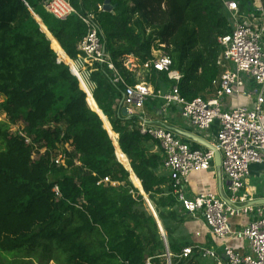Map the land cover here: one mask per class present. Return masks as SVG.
I'll return each mask as SVG.
<instances>
[{
	"label": "trees",
	"instance_id": "trees-1",
	"mask_svg": "<svg viewBox=\"0 0 264 264\" xmlns=\"http://www.w3.org/2000/svg\"><path fill=\"white\" fill-rule=\"evenodd\" d=\"M45 1L0 0V254H40L56 264H146L149 258L166 264V244L131 170L166 232L172 264H200L197 254L179 258L193 245L174 240L167 219L185 222L189 215L179 212L171 179L160 174L163 152L152 154L147 144L153 140L140 134L139 119L123 114L125 87L113 82L107 67L94 65L100 115L90 108L67 65L83 56L78 45L86 26L77 15L57 20L43 8ZM70 1L78 13L98 16L106 51L128 85L172 87L166 71L144 68L163 45L172 69L183 76L184 99L215 95L222 75L218 39L233 32L223 0H111V12L99 11L105 0ZM235 1L242 12L253 10L252 0ZM128 56L137 67L125 65ZM108 131L119 135L127 170ZM59 157L63 165L55 164Z\"/></svg>",
	"mask_w": 264,
	"mask_h": 264
},
{
	"label": "built area",
	"instance_id": "built-area-1",
	"mask_svg": "<svg viewBox=\"0 0 264 264\" xmlns=\"http://www.w3.org/2000/svg\"><path fill=\"white\" fill-rule=\"evenodd\" d=\"M223 2L230 15L233 32L218 39L222 48L218 60L222 75L214 83L216 92L213 97L207 100L197 98L191 102L180 94L179 83L183 76L172 69V60L163 45L160 50H153V59L144 68L166 71L172 87L155 91L145 82L131 86L121 77L106 51L98 16L94 12L78 13L70 0H47L43 8L60 21L77 15L86 26L87 33L78 45L83 56L72 60L74 68L67 65L87 96V89L93 95L96 88L91 74L97 64L107 67L113 73V82L125 87L121 105L130 116L134 111L143 110L150 100H160L165 107H177L182 117L200 133H209L217 123L216 138L211 143L221 154L220 170L228 180L227 193L219 196L204 192L194 197L188 196L189 176L193 172L211 170L215 161L214 151L200 145V149H193L189 142L165 126L149 125L145 121L138 123L142 136L158 142L163 152L161 170L171 179L174 195L184 213L203 219L216 239L248 242V252L235 250L227 242L221 245V252L193 245L183 249L179 258L197 254L203 259H212L215 264H264V204L251 205L258 199L248 187L251 165L264 166V7L260 5L252 11L242 12L237 1ZM99 11H104V6H100ZM133 61L137 62L133 56H128L125 65L130 69ZM248 84L251 89H248ZM226 99L236 104L227 105ZM116 135L119 144V135ZM113 144L116 150L114 140ZM55 164L63 165L62 157L55 160ZM105 182L110 183V179ZM53 191L57 198L62 197L58 186ZM243 216L247 217V224L239 221L236 225L241 227L238 229L233 221ZM165 258L167 264H172L173 255L169 256L168 251ZM152 260L147 259L146 264H154Z\"/></svg>",
	"mask_w": 264,
	"mask_h": 264
},
{
	"label": "crops",
	"instance_id": "crops-1",
	"mask_svg": "<svg viewBox=\"0 0 264 264\" xmlns=\"http://www.w3.org/2000/svg\"><path fill=\"white\" fill-rule=\"evenodd\" d=\"M252 7L253 6H251V8ZM52 44L55 46V44L53 42H52ZM68 59L71 60L67 55H65L64 60L68 61ZM65 61H61V62L66 63ZM136 63H134V61H133V65L131 67L132 69L134 68V64L136 65ZM70 64L73 66V62H70ZM135 67H137V65ZM247 87H248V89H251L250 88L251 86H249V84L247 85ZM87 92L89 93L88 104H89L90 108L93 109V111H97L100 113L99 108H98V106L94 100L93 95L89 91H87ZM232 103H233V106L236 104V102L231 100V99L225 100V104H227V105L228 104L232 105ZM132 115L135 116L136 118H138L139 122L145 121L149 125L167 127L169 130L174 132L176 134V136H178L179 138H181L182 140H184L186 142H189L192 145V147H193V144H196V143H194L190 139L180 135L178 133V131H182V132H186V133H190V134L200 136L209 142H213L214 139L216 138L217 123L214 125V128L209 133H200L196 129H194L184 117H182V115L180 114V111L177 107H174V106L169 107V108L165 107L164 102L160 101V100H150L146 104V106L143 110L134 111V113ZM104 119H105V117H104ZM107 123H108L109 129L111 130L112 128H111L108 121H107ZM113 138H114L115 143L117 144L118 143L117 136L113 135ZM118 147L120 149H118L116 151L117 152L116 157H117L118 161L125 167V165H127V162L129 161L128 157L122 153L123 151H122L119 144H118ZM147 147L152 154L154 153V154L162 155V151H161V148H160L158 143L150 141V142H148ZM130 167H131V165H130ZM125 169L127 170L126 167H125ZM212 169H216L215 165ZM217 171H218V175H219V188H218L217 192H212V191L209 192L208 191V193H213V194L219 195V196H223V195L225 196V194L227 193V189H228V180L222 175L220 169H217ZM129 173L131 174L130 180L132 181L134 186L137 189L142 191L143 187H142L141 181L132 174L131 170ZM202 173L203 172H193L190 174L189 186H188V196L189 197H194L196 195H199L200 193L205 192V191H203L204 184H203V178L201 176ZM160 174L167 176V173H165L162 170L160 171ZM251 176H254V177L264 176V166L257 165V164L251 165V173H250L249 181H250ZM249 181H248L249 190H251L255 193L256 199L263 200L264 194L262 196L257 195L258 191H256V189L252 188L249 185ZM192 219L196 220L199 224L198 226L201 228L200 231L196 232V237H194V241L199 242L198 244H195V245H200V246H203L206 248H214V249L218 250L219 252H221L222 246L218 245V242L213 240V238L211 237L212 235H211L208 227L206 226L204 220L201 218L200 219L192 218ZM236 224H238V221L234 223V225H236ZM187 226H188V224H187ZM240 227L241 226L236 225V228L239 229ZM166 242H167V238H166ZM167 245H168V243H167ZM239 251L248 252V245L246 244V250L245 251H243V250H239ZM170 254H172V253L170 252ZM198 261L200 264H215L212 259L198 258Z\"/></svg>",
	"mask_w": 264,
	"mask_h": 264
},
{
	"label": "rangeland",
	"instance_id": "rangeland-1",
	"mask_svg": "<svg viewBox=\"0 0 264 264\" xmlns=\"http://www.w3.org/2000/svg\"><path fill=\"white\" fill-rule=\"evenodd\" d=\"M252 2H253L252 9L256 8V6H260V5L264 6V0H252ZM245 12H249V10H245ZM42 29L44 31L43 27H42ZM135 66L136 65L134 64V67ZM3 99L4 98L2 96H0V103L3 101ZM249 106L251 109L254 108V106H252L251 103H249ZM4 118H5V116L0 113V121L4 120ZM16 130H17V128H16ZM201 176L203 178V184H204L203 191H205V192L206 191L207 192L208 191L209 192L210 191L217 192V190L219 188V175H218L217 169H211L208 171H204L201 174ZM249 185L252 188L256 189V191L259 192V193L257 192V195L262 196L264 194V176H260V177L251 176L250 181H249ZM148 200H149V197H148ZM146 207L148 208L149 212L152 214V212L150 211V208L148 207V203L146 204ZM178 210L180 212L181 207H179ZM167 211H169V210H166V212ZM180 213H182V212H180ZM192 218L193 217L188 216L186 218L185 222H178V223L171 220L170 218L167 219V225L174 232V235H173L174 240L179 241L180 243H189L192 245L199 243L198 241H194V237H196V232L200 231L201 228L198 226L199 225L198 222ZM237 221L238 222L241 221L243 225H246L248 219H247V217L243 216L242 218L234 219L233 222L235 223ZM187 224H188V226H187ZM157 226L159 228L160 235H161L162 239H163V235L166 239V236H167L166 232L164 234L163 231L161 232L159 224H157ZM211 237L213 238V240L218 242V245H223L224 243L228 242V245L235 250L245 251L246 250V244L248 245V242L245 240L222 241V240L216 239L214 236H211ZM161 253H164L162 255L161 260L166 262V258H165L166 251H163ZM16 254L17 253H15V254H8V253L0 254V264H14L17 262H18V264H26V262H23V261H29V262H27L29 264H56L53 261L47 262L46 260L41 259L40 254H36V255L30 256L28 258H24L25 254H21V255L20 254L16 255ZM168 255L170 256V251H168ZM166 264H167V262H166Z\"/></svg>",
	"mask_w": 264,
	"mask_h": 264
},
{
	"label": "water",
	"instance_id": "water-1",
	"mask_svg": "<svg viewBox=\"0 0 264 264\" xmlns=\"http://www.w3.org/2000/svg\"><path fill=\"white\" fill-rule=\"evenodd\" d=\"M103 6H104V10L105 11H107V12L113 11V6L111 5V0H105V3L103 4ZM41 27H43L46 30V31L44 30V32L48 35L49 32L47 31V29L42 24H41ZM48 37H49V35H48ZM97 113L100 115L99 112H97ZM123 114L124 115H129L128 110L124 108L123 109ZM178 133L180 135H182V136L190 139L191 141H193L197 145H200V146H202V147H204L206 149H210V150L214 151V153H215L214 165H215L216 169H220L221 168V154H220V152L217 150V148L211 142L205 140L204 138H202L200 136L194 135V134H190V133H186V132H182V131H178ZM139 192L144 196L145 201L149 204L148 197L145 194L144 190H142V191L139 190ZM262 204H264V200H258V201H255V202L251 203V205H262ZM148 207L150 208V206H148ZM150 211L152 212L151 209H150ZM152 215L155 217L157 224H159V227H161L160 226L161 224H160V222L158 220L157 215H155L153 212H152ZM160 230L162 232V229L161 228H160ZM163 239H164V242L166 244L167 251H168V245H167V242H166V239H165L164 235H163Z\"/></svg>",
	"mask_w": 264,
	"mask_h": 264
},
{
	"label": "bare ground",
	"instance_id": "bare-ground-1",
	"mask_svg": "<svg viewBox=\"0 0 264 264\" xmlns=\"http://www.w3.org/2000/svg\"><path fill=\"white\" fill-rule=\"evenodd\" d=\"M58 51H59V53L61 54V56L63 57V59H65V56H64V51L62 52L61 50H59L56 46H54ZM62 49V48H61ZM66 55V54H65ZM67 63H68V61H66ZM148 206H150V209L152 210V212L156 215V211H155V209L153 208V206H152V204L149 202V204H148ZM159 220V219H158ZM159 222H160V220H159ZM160 224H161V222H160ZM161 227V229H162V231L164 232V234H165V231H164V229H163V227H162V224L160 225Z\"/></svg>",
	"mask_w": 264,
	"mask_h": 264
}]
</instances>
